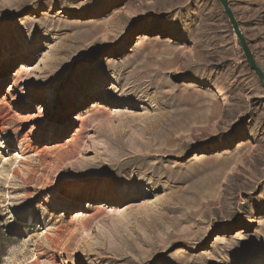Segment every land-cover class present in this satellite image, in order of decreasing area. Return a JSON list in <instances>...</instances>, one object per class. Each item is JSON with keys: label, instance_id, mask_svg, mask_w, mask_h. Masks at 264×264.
Listing matches in <instances>:
<instances>
[{"label": "rangeland", "instance_id": "374dc122", "mask_svg": "<svg viewBox=\"0 0 264 264\" xmlns=\"http://www.w3.org/2000/svg\"><path fill=\"white\" fill-rule=\"evenodd\" d=\"M227 1L264 73V0ZM1 127L0 264H264V90L216 0H0Z\"/></svg>", "mask_w": 264, "mask_h": 264}, {"label": "water", "instance_id": "95a60500", "mask_svg": "<svg viewBox=\"0 0 264 264\" xmlns=\"http://www.w3.org/2000/svg\"><path fill=\"white\" fill-rule=\"evenodd\" d=\"M216 1L221 6V10L225 18L227 19L233 34L235 35L237 39L238 45L243 54L244 61L246 62L248 68L255 74L259 84L264 90V73L262 72L260 67L257 65V63L255 62V59L251 51L249 50L247 41L245 40L243 34L241 33L239 25L234 17V14L229 6L228 1L227 0H216Z\"/></svg>", "mask_w": 264, "mask_h": 264}, {"label": "bare ground", "instance_id": "6f19581e", "mask_svg": "<svg viewBox=\"0 0 264 264\" xmlns=\"http://www.w3.org/2000/svg\"><path fill=\"white\" fill-rule=\"evenodd\" d=\"M27 118V117H26ZM3 128L1 127L0 130H2Z\"/></svg>", "mask_w": 264, "mask_h": 264}]
</instances>
